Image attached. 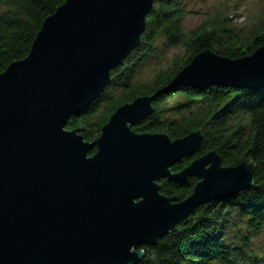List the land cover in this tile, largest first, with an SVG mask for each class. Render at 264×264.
Segmentation results:
<instances>
[{
	"label": "water",
	"instance_id": "1",
	"mask_svg": "<svg viewBox=\"0 0 264 264\" xmlns=\"http://www.w3.org/2000/svg\"><path fill=\"white\" fill-rule=\"evenodd\" d=\"M154 1L67 0L44 20L29 54L0 74V264H137L141 246L252 187L255 164L226 166L215 150L173 172L203 136L136 132L154 97L120 106L94 141L68 128L138 46ZM173 84L172 93L264 88V45L238 59L205 50ZM190 177L198 182L186 199L162 193L163 179Z\"/></svg>",
	"mask_w": 264,
	"mask_h": 264
},
{
	"label": "trees",
	"instance_id": "2",
	"mask_svg": "<svg viewBox=\"0 0 264 264\" xmlns=\"http://www.w3.org/2000/svg\"><path fill=\"white\" fill-rule=\"evenodd\" d=\"M66 1L0 0V74L29 54L44 20ZM184 6L185 0L154 1L138 46L112 70L109 85L90 107L70 119L68 128H79L87 141H94L120 106L149 96L154 97L153 110L133 127L136 132L167 133L177 139L201 131L203 136L196 155L175 164L173 172L212 150L221 155L226 166L251 160L255 170L250 189L201 206L175 232L154 245L141 246L144 257L137 264H257L254 260L259 262L264 257L252 254L247 246L264 227V88L179 86L180 90L171 93L175 79L198 53L212 50L217 55L238 59L263 46L264 4L256 25L246 33L235 30L221 14L186 33ZM178 45L187 50L183 60L166 69L158 68L147 80L139 78L142 69L161 49ZM197 182L194 177L185 181L163 179L161 191L184 200ZM230 230L239 234L238 241L230 238Z\"/></svg>",
	"mask_w": 264,
	"mask_h": 264
},
{
	"label": "rangeland",
	"instance_id": "3",
	"mask_svg": "<svg viewBox=\"0 0 264 264\" xmlns=\"http://www.w3.org/2000/svg\"><path fill=\"white\" fill-rule=\"evenodd\" d=\"M263 4L264 0H185L184 7L187 12L183 20V28L186 33H191L216 15L221 14L229 19L235 30L246 33L256 25ZM156 56L142 69L139 78L147 80L155 74L158 68L166 69L175 61L183 60L187 56V50L182 45H178L167 50L161 49ZM183 100L181 99L182 102ZM246 231L242 229V232ZM230 232V238L237 240L239 234L233 230ZM247 248L252 254L264 257V227L252 236ZM254 262L264 264V260L259 262L254 260Z\"/></svg>",
	"mask_w": 264,
	"mask_h": 264
}]
</instances>
